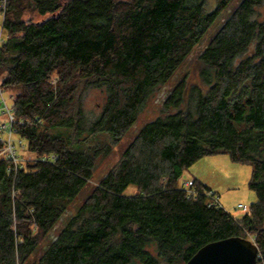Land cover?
<instances>
[{"label": "trees", "instance_id": "trees-1", "mask_svg": "<svg viewBox=\"0 0 264 264\" xmlns=\"http://www.w3.org/2000/svg\"><path fill=\"white\" fill-rule=\"evenodd\" d=\"M231 1L6 0L0 91L29 156L0 155V264H184L229 236L252 239L264 264V0L222 18L196 56L198 81L171 88L161 115L50 233L91 179L99 151L86 136L118 142ZM91 88L104 101L89 121ZM218 152L252 168L256 200L239 218L210 205L203 184L179 183Z\"/></svg>", "mask_w": 264, "mask_h": 264}, {"label": "rangeland", "instance_id": "rangeland-1", "mask_svg": "<svg viewBox=\"0 0 264 264\" xmlns=\"http://www.w3.org/2000/svg\"><path fill=\"white\" fill-rule=\"evenodd\" d=\"M240 0H232L227 8L221 13L219 19L211 26L206 32L201 41L193 48L184 62L178 67L173 75L163 84L155 87L148 94L144 103L142 104L136 121L131 125L124 136L116 143H112L107 133H101L97 137H90V134L86 136L83 141L84 146L92 149L93 146L98 149L97 159L93 166L91 179L88 181L86 186L82 189L79 195L71 202L68 210L63 213L56 221L51 234L57 232L67 218L73 214L76 207L81 200L86 196L92 185L96 184L97 181L109 170L120 158L122 151L127 144L133 139V137L139 132L141 127L148 120L161 115V103L165 96L169 93L172 87L185 76L187 83H196L197 79V65L196 56L205 47L214 34L222 18L227 17L230 12L234 9ZM214 7V6H213ZM212 7V8H213ZM264 9L263 5L260 9ZM211 9H208L210 11ZM0 8V32L2 23V12ZM2 33V32H1ZM4 37V34L2 33ZM253 46L250 47L251 48ZM195 81V82H194ZM2 96L5 99L8 106H10V98L7 92H2ZM104 92L98 88L89 89L83 99V111L87 120L91 121L97 117L95 113L99 112L98 103H102L104 100ZM1 99V98H0ZM1 106V105H0ZM184 109V105H181ZM7 116L1 113L0 109V122H6ZM87 134V133H86ZM3 137H6V133H0ZM12 141L15 143L16 151L19 156L27 157L29 153L25 150V146H19L18 138L16 134L11 135ZM24 145V142L22 141ZM252 168L250 164L234 161L230 158L229 154L225 152H218L214 154L204 155L198 158L192 163L180 177L179 183L183 184L185 181H189L190 184L195 180L209 188L214 193V198L217 200L220 207L227 211L234 218L241 217L245 212L236 209L237 204H244L250 206L256 200V193L249 187V180L251 177ZM136 192V188L130 185L126 188L124 193L131 195Z\"/></svg>", "mask_w": 264, "mask_h": 264}, {"label": "water", "instance_id": "water-1", "mask_svg": "<svg viewBox=\"0 0 264 264\" xmlns=\"http://www.w3.org/2000/svg\"><path fill=\"white\" fill-rule=\"evenodd\" d=\"M257 255L250 239L229 236L204 244L184 264H256Z\"/></svg>", "mask_w": 264, "mask_h": 264}, {"label": "built area", "instance_id": "built-area-1", "mask_svg": "<svg viewBox=\"0 0 264 264\" xmlns=\"http://www.w3.org/2000/svg\"><path fill=\"white\" fill-rule=\"evenodd\" d=\"M5 5H6V0H0V8L4 9ZM1 42H2V33L0 32V43ZM0 98H1L0 99L1 113H4L7 116L6 122H0L1 134H3L4 132L6 133V137H3L2 135H0V141L3 144V147L0 150V155H3L5 157L9 158L10 160H12L15 163V162H17L19 155L17 154L15 143L11 139V135L13 134V131H12L13 114H12L10 106H8L5 99L3 98L1 91H0ZM18 144H19V146H22L21 141H19V140H18ZM190 185L191 184L189 181H185L183 183L184 188H186L189 192L193 193V190H192ZM208 196L210 198V202H209L210 205L215 204V203L218 204L217 200L213 197L214 195L211 192L208 193ZM235 208L240 209L244 212H246L248 210V206H246L244 204H237V206ZM250 240L252 241V239H250ZM258 259H260L259 255H257V260ZM256 264H261V263L256 262Z\"/></svg>", "mask_w": 264, "mask_h": 264}]
</instances>
